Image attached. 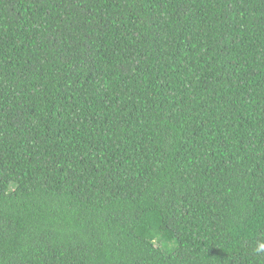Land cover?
<instances>
[{"label":"trees","instance_id":"trees-1","mask_svg":"<svg viewBox=\"0 0 264 264\" xmlns=\"http://www.w3.org/2000/svg\"><path fill=\"white\" fill-rule=\"evenodd\" d=\"M0 264H264V0H0Z\"/></svg>","mask_w":264,"mask_h":264}]
</instances>
